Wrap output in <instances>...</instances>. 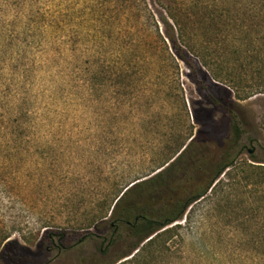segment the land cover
<instances>
[{"label": "rangeland", "instance_id": "374dc122", "mask_svg": "<svg viewBox=\"0 0 264 264\" xmlns=\"http://www.w3.org/2000/svg\"><path fill=\"white\" fill-rule=\"evenodd\" d=\"M185 1L202 16L229 4ZM163 15L156 0H0V264H264V243L235 221L243 200L261 208L264 229V195L238 184L229 201L228 191L209 189L145 238L139 249L153 241L145 260L124 257L141 240L115 220L123 207L148 206L149 218L165 219L207 186L223 154L227 116L205 87L231 94L243 130L238 162L264 165L254 161L264 158L263 17L215 26L210 50L226 81L212 87L208 67L172 62L157 33L165 36ZM245 34L251 51L238 57ZM173 163L174 180L131 191Z\"/></svg>", "mask_w": 264, "mask_h": 264}, {"label": "trees", "instance_id": "16d2710c", "mask_svg": "<svg viewBox=\"0 0 264 264\" xmlns=\"http://www.w3.org/2000/svg\"><path fill=\"white\" fill-rule=\"evenodd\" d=\"M156 1L158 5L164 9L168 17L172 19L173 23L177 27L178 33L175 31V28L169 21L167 15H163L161 21L165 26V36L163 37L159 29L157 32L160 40L163 41L164 46L167 48L172 62L176 67H178L179 62H182L188 67H193L196 72L200 70L202 71L203 66L208 67L212 71V73L209 75L211 80L210 84L212 87H215L217 84L212 80L222 82L226 81L225 78L222 77L223 73L225 72H222L221 63L219 62L220 56L210 50V47L213 48L212 43L217 38V35H219V32H217V28H215V26L221 23L224 26V29L229 30L228 25H230L232 22H237L240 17L246 15L247 13L250 15H261L264 22V0H228V5L222 4L218 6V8L210 10L204 16L195 13L190 8V4L185 0H179V2H176L177 0ZM238 4L243 5L245 8L239 6ZM196 6H198V4ZM189 9L191 10L189 11ZM195 15H197L196 17H198V19L192 20L195 18ZM246 17L244 19H246ZM191 22H195L196 24L189 27ZM262 29L263 33L261 34L259 55L261 56V60L264 63V25L262 26ZM197 31H199V33H196ZM200 31L202 32L200 33ZM189 33L193 35H190ZM209 36H211V40L209 41V44H207L206 41ZM254 37L259 41L260 44V37ZM251 47L252 40H249L247 34H245L243 38L239 39V46L236 49V54L238 57L239 51L246 52V54H248L251 51ZM226 75L227 77H232L229 74ZM241 78V75L237 76V78L234 77L238 85L241 84ZM205 90L210 97V104L212 105L213 109H217L216 111L222 109L224 114L227 116V131L229 133H227L225 139L222 140L223 154L221 158L213 164L212 168H209V180L207 186L203 190L189 196L182 201H179L178 206H174L172 214L165 217V219L152 220L149 218L147 216L149 212L148 206L135 207L134 205H128L123 207L120 218L115 219L117 222H120L123 219H131V217L134 216L135 208L138 209V213L135 214V216L141 218L137 223H134V226L131 228L132 233L139 237L141 241L131 248L129 253L124 254V257L133 254L132 259L130 260L132 262H139L146 259V256H144L143 253H145V251L150 248L153 241L150 239L145 245H143L141 249H139L140 244L143 243L145 238H148L153 233L158 232L160 229H162V227L168 225L172 221L179 219V217L183 215L185 209L194 201L205 196L209 189L212 190L214 195L220 192L228 191L226 194V199L228 201L235 184H238L242 187H247L250 185V194L253 195V197H257L260 195V193L264 195V165L246 163L242 164L237 160L241 154L239 141L243 135V130L240 123V116L235 113L232 108L234 102L230 100L231 94L227 92V96H220L221 94L215 93L214 90L210 89L209 87H205ZM195 142L196 136H194L190 143L185 146L183 152L190 148ZM183 152H181L180 155ZM201 156L203 155L194 154L193 159L195 161L203 160ZM250 156L254 158L253 155ZM179 159H181V157H179ZM254 161L264 163V158L262 161ZM246 166L248 167L247 169L245 168ZM173 167L174 163L165 172L160 173L158 176L141 183H135V187L131 189V191L137 187L141 188L144 186L145 188L155 190L160 185H165L171 182L175 179V171L173 170ZM227 169L229 170L226 171ZM224 172L225 176L227 177L226 180L221 178V175ZM238 172L242 173L243 177H238ZM157 178H161V180L158 181ZM124 194H126V192H124L123 195ZM121 200L122 196L114 206L112 214L121 204ZM222 206L226 207L223 211H226L227 208H230V205L227 202L225 204L223 203ZM235 207L238 208L235 210L237 214L235 221L239 222L241 227L251 235L250 239L254 244L264 243V229H259L258 227V222L261 219V208L256 206L251 207L250 209L249 205H246L243 200H239ZM62 237L63 235L60 236V239H62ZM50 241H53V239L50 238ZM138 249L139 251L135 252Z\"/></svg>", "mask_w": 264, "mask_h": 264}, {"label": "flooded vegetation", "instance_id": "af4514ba", "mask_svg": "<svg viewBox=\"0 0 264 264\" xmlns=\"http://www.w3.org/2000/svg\"><path fill=\"white\" fill-rule=\"evenodd\" d=\"M141 218L138 216H134L133 220L132 219H123L121 222L126 223V225L130 228L134 226V223H137ZM114 225V224H113ZM119 226V224L116 225V228Z\"/></svg>", "mask_w": 264, "mask_h": 264}, {"label": "water", "instance_id": "95a60500", "mask_svg": "<svg viewBox=\"0 0 264 264\" xmlns=\"http://www.w3.org/2000/svg\"><path fill=\"white\" fill-rule=\"evenodd\" d=\"M191 139H192V138H191ZM252 151H253V150H250V152H252ZM118 199H119V198H118ZM118 199H117V200H118ZM115 203H116V202H115Z\"/></svg>", "mask_w": 264, "mask_h": 264}]
</instances>
